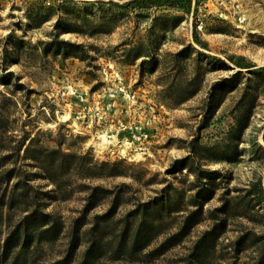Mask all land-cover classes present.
<instances>
[{"label": "rangeland", "instance_id": "obj_1", "mask_svg": "<svg viewBox=\"0 0 264 264\" xmlns=\"http://www.w3.org/2000/svg\"><path fill=\"white\" fill-rule=\"evenodd\" d=\"M124 2L0 0V173L13 170L0 200L32 187L29 207L0 209V264H80L95 240L96 264H264V72L228 60L264 66V0ZM49 155L66 167L45 172ZM171 201L147 247L115 253L125 224ZM33 209L63 232L6 259ZM76 226L75 257L61 262Z\"/></svg>", "mask_w": 264, "mask_h": 264}, {"label": "trees", "instance_id": "obj_2", "mask_svg": "<svg viewBox=\"0 0 264 264\" xmlns=\"http://www.w3.org/2000/svg\"><path fill=\"white\" fill-rule=\"evenodd\" d=\"M193 2L198 4V0H125L124 5L132 8H151L163 6L182 7L187 11H190L193 6ZM203 45L206 46V43H203ZM228 60L235 63L238 68L251 69L255 73L264 72V66H256V64H253L242 56L230 55ZM32 155L34 159H37L38 161V154L35 152ZM68 155L69 154H67V156ZM67 160L68 159L58 162L55 158V155H49L48 157H45L43 160L39 161L41 163V168H43L45 172L55 173L58 168L66 167L65 163H67ZM104 165L106 164L101 165V167ZM12 171L13 170L11 169L3 171L0 173V177H6L9 179L11 177L10 175ZM49 179L57 186V188H61L63 181L60 178L53 177L51 174V176L49 175ZM19 184L20 183L18 182L14 185L13 189L9 193L7 202V194L2 196V199L0 200V209L6 204L8 205L9 209H14L16 207H29V189L32 187L27 183L21 187ZM90 199L91 197L88 201L89 204H91ZM175 203L176 202L173 201L169 202L168 204L165 202L162 203L161 206L155 210V213H153V219L149 220L150 222L147 223L146 213L148 208H144L142 210V220L136 229H134V231L128 223L125 224V226H123L120 230L115 253L121 252V254L125 255H135L137 252L147 247L150 244L153 235L160 233V230L164 224V216H162L161 211H171ZM89 208L90 207L85 208L84 214ZM112 212L113 207H110L107 213L103 215V220L107 221V217L110 216ZM196 213L197 212L190 213L185 218V224L181 227V229L187 226L189 227V225L191 226L198 221V218L192 219ZM63 229V222L54 218L50 213L40 211L39 209H33L25 215L23 220H21V222L17 225L14 232H12V234L7 236L4 240L2 245L3 257L6 259L9 258L10 255L14 253V246H19L21 248L23 247L22 250H24V248L29 247L34 241H36L37 246L40 244H53L59 239ZM79 232L80 230L76 226L73 230V234L67 248V255L64 259L60 260L61 262H71L74 259L79 244ZM175 237L176 235L169 236L167 240H165L159 247L152 250L150 253H162L164 249L163 246L172 243ZM101 251L102 246H100L99 242L95 240L85 250L80 264H96L97 258L99 254H101Z\"/></svg>", "mask_w": 264, "mask_h": 264}, {"label": "water", "instance_id": "obj_3", "mask_svg": "<svg viewBox=\"0 0 264 264\" xmlns=\"http://www.w3.org/2000/svg\"><path fill=\"white\" fill-rule=\"evenodd\" d=\"M235 68L239 69L237 66H235Z\"/></svg>", "mask_w": 264, "mask_h": 264}, {"label": "built area", "instance_id": "obj_4", "mask_svg": "<svg viewBox=\"0 0 264 264\" xmlns=\"http://www.w3.org/2000/svg\"><path fill=\"white\" fill-rule=\"evenodd\" d=\"M195 1V0H194ZM199 1V0H198Z\"/></svg>", "mask_w": 264, "mask_h": 264}]
</instances>
